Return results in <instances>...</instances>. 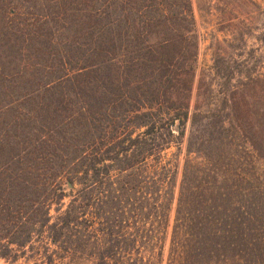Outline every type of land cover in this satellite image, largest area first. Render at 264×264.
<instances>
[{
    "label": "trees",
    "instance_id": "trees-1",
    "mask_svg": "<svg viewBox=\"0 0 264 264\" xmlns=\"http://www.w3.org/2000/svg\"><path fill=\"white\" fill-rule=\"evenodd\" d=\"M198 56L192 0H0V259L264 264V71Z\"/></svg>",
    "mask_w": 264,
    "mask_h": 264
},
{
    "label": "rangeland",
    "instance_id": "rangeland-1",
    "mask_svg": "<svg viewBox=\"0 0 264 264\" xmlns=\"http://www.w3.org/2000/svg\"><path fill=\"white\" fill-rule=\"evenodd\" d=\"M192 3L199 41L194 104L200 87L202 93L208 94L222 83L215 69L218 63L224 62L236 73L264 71V0H192ZM239 73L242 72L236 74L234 82L245 80ZM0 264L35 263L22 257L14 263L0 259Z\"/></svg>",
    "mask_w": 264,
    "mask_h": 264
}]
</instances>
